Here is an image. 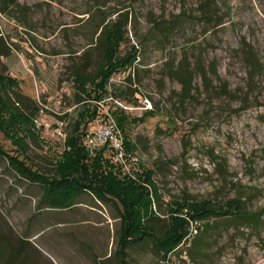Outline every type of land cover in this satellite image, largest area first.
I'll use <instances>...</instances> for the list:
<instances>
[{
    "label": "rangeland",
    "instance_id": "374dc122",
    "mask_svg": "<svg viewBox=\"0 0 264 264\" xmlns=\"http://www.w3.org/2000/svg\"><path fill=\"white\" fill-rule=\"evenodd\" d=\"M126 17L119 53L136 45L140 55L134 67L112 74L109 92L97 99L96 81L76 75L95 74L103 25ZM157 22L164 29L153 28ZM184 57L194 81L183 99L168 67ZM196 59L209 79L194 69ZM0 75V264H117L118 202L84 192L72 206L52 208L41 184L12 164L21 159L55 173L74 121L95 107L87 130L106 123V110L145 116L124 130L136 143L130 157L136 152L154 169L156 189H149L159 217L151 223L158 234L187 227L165 256L152 238L130 246V264H264V222L258 230L240 220L200 230L217 218L202 215L206 208H232L235 198L248 209L264 207V0L6 3ZM115 86L125 88L124 98ZM105 152L115 160L111 149ZM132 161L126 167L140 175L134 171L143 167Z\"/></svg>",
    "mask_w": 264,
    "mask_h": 264
},
{
    "label": "trees",
    "instance_id": "16d2710c",
    "mask_svg": "<svg viewBox=\"0 0 264 264\" xmlns=\"http://www.w3.org/2000/svg\"><path fill=\"white\" fill-rule=\"evenodd\" d=\"M17 2L18 0H0V7L4 10L6 3ZM126 21L127 17L103 25L100 35H104L105 43L97 71L94 75L86 73H77L76 75V78L80 80L96 81L93 89L97 99L109 92L112 74L120 69L134 67L136 59L140 55V48L136 45H133L124 55L119 53L118 49L125 38L124 26ZM153 28L164 29L163 24L160 22L154 24ZM187 59L188 57H184L177 67L170 65L168 67V75L177 78L182 83L183 99L191 95L194 81L193 70L187 63ZM209 66L214 73H217L214 62H211ZM194 69L200 71L205 80L209 79L207 66L202 59H196ZM131 77L132 71H130L128 79H131ZM113 92L119 96L123 95V98L125 97V88L123 87L115 86ZM3 105H5V102L0 96V106ZM151 111L154 112L155 110ZM87 113L81 112L79 119L77 118L74 121L69 134L66 136L67 146L63 150V159H59L61 162L59 161L55 173L50 175L39 169L33 170L21 159H13V166L18 170L20 176L41 184L43 188L42 200L52 208L72 206L78 202V197L84 192L92 193L97 199L106 200L111 198L118 202L122 227L120 230V246L117 251V264H130L128 258L129 247L140 244L149 238H152L155 249L165 256L169 250L182 241L187 232V227L183 226L181 230H178V227L174 229L170 227L164 233L158 234L151 223L153 219L159 217L157 209L154 207L157 204V198L151 196L152 193L149 189L152 186L156 189V183L153 179L154 169L145 165L136 155V152L134 154L135 158L130 157V152L136 149V143L124 130L130 119L134 118L139 121L144 120L145 116L132 118L122 110H110V114L124 135L127 161L133 159V163L130 164H139L143 167L142 171L135 170L134 172H140V175L136 174L134 176L130 173L133 171V167L128 166L126 167L127 170L122 162L110 159L105 152L108 148L111 149L109 143L94 148L88 144V140L84 143V136L87 139L88 133L92 131L87 130L86 125L98 116L97 107L90 109ZM146 113H150V111ZM233 202L235 204L232 208L224 209V207L219 206L214 209L206 208L203 210L202 215L206 218H209L210 215H215L217 218L212 222L207 219L206 225L200 230L219 227L226 220L249 222L248 224L255 226L258 230L264 222V207L256 210L248 209L243 204L242 198H235Z\"/></svg>",
    "mask_w": 264,
    "mask_h": 264
},
{
    "label": "built area",
    "instance_id": "2783aa9c",
    "mask_svg": "<svg viewBox=\"0 0 264 264\" xmlns=\"http://www.w3.org/2000/svg\"><path fill=\"white\" fill-rule=\"evenodd\" d=\"M105 113L108 115V120L106 123L101 124L95 122L96 126L87 135L88 144L94 148L109 143L114 152L115 159L122 162L126 167L129 162L126 159L124 135L110 114V111L106 110Z\"/></svg>",
    "mask_w": 264,
    "mask_h": 264
}]
</instances>
